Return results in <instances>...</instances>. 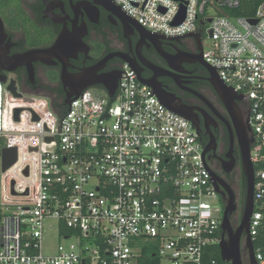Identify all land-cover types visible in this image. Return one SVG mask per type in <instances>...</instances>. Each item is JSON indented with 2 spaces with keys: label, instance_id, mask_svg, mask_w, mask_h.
Instances as JSON below:
<instances>
[{
  "label": "built area",
  "instance_id": "2783aa9c",
  "mask_svg": "<svg viewBox=\"0 0 264 264\" xmlns=\"http://www.w3.org/2000/svg\"><path fill=\"white\" fill-rule=\"evenodd\" d=\"M110 1L158 35L201 30L209 40L203 60L248 103L249 235L255 263L264 264V0ZM120 72L113 97L88 88L61 115L45 97L14 98L0 82V166L2 149L17 152L0 172V264H147L146 250L157 264H222L214 248L223 208L195 127L162 106L127 63ZM54 226L72 242L47 256L41 240ZM246 242L241 264H253Z\"/></svg>",
  "mask_w": 264,
  "mask_h": 264
},
{
  "label": "flooded vegetation",
  "instance_id": "af4514ba",
  "mask_svg": "<svg viewBox=\"0 0 264 264\" xmlns=\"http://www.w3.org/2000/svg\"><path fill=\"white\" fill-rule=\"evenodd\" d=\"M0 18L11 42L0 56V82L15 93L43 96L51 106L64 104L69 89L107 80L113 71L120 72L123 59L137 76L165 90L208 145L205 163L219 182L218 200L224 209L233 196L230 222L233 231L238 228L246 193L242 148L253 142L249 105L239 95L221 97L212 87L201 58V30L194 33L199 37L152 36L128 26L102 0H0ZM60 39L54 56L31 63V74L30 67L16 64L19 56L47 50ZM246 235L242 232L241 239Z\"/></svg>",
  "mask_w": 264,
  "mask_h": 264
},
{
  "label": "water",
  "instance_id": "95a60500",
  "mask_svg": "<svg viewBox=\"0 0 264 264\" xmlns=\"http://www.w3.org/2000/svg\"><path fill=\"white\" fill-rule=\"evenodd\" d=\"M104 4L108 5L112 11L115 13L121 14L125 19L126 23L128 26H137L140 28L142 31L152 35V36H157L158 34H155L153 32H149L142 28L139 23H137L133 18L128 16L124 11L120 9V7L116 6L113 4L110 0H102ZM184 19V9L181 10L180 14L177 16L176 20L173 22V25H178L180 24ZM210 22V20L208 21ZM254 23V21H252ZM163 36V35H160ZM186 36H193V37H199L198 34L194 33H187L184 35L180 36H174V37H167L171 39H179L182 37ZM165 37V36H164ZM6 42V43H5ZM11 46L10 40L7 41V35L4 31V25L3 22L0 18V56L5 55V53L9 50ZM62 46V39H60L57 43L54 44L53 47L47 49V50H31L27 52L26 54L19 56L17 59H15L17 65H26L29 68V72L31 74L32 62H36L38 60L41 61V58L47 56H54L58 49ZM203 56L201 55V58ZM1 60V58H0ZM124 63H127L130 68L133 70L137 80L145 85L148 86L150 89H152L153 93L152 95H155L159 101V103L164 106L166 109L170 110L171 112L185 118L188 120L192 125V121L190 120L189 117L182 111L181 108H179L178 105H176L175 101L172 99V97L169 96V94L163 90V89H158L156 88L152 83L149 81L143 80L140 78V76H137L133 67L130 65L128 61L123 59ZM43 62V61H41ZM204 66L205 68L209 71L210 73V82L214 90L222 97L224 94H231V95H236V92L233 88L227 87L223 84V81L219 78L217 75L215 69L211 67L209 64H207L204 60ZM47 63V62H46ZM222 69V68H219ZM227 69H234L233 68H227ZM124 72H119V71H113L107 80H98L94 83H88L84 84L76 89H69L68 92L65 93L64 97V104L65 106H69V113H70V104L72 101L76 100L81 93L88 89L91 88L92 86L95 85H100L108 94L109 97H113L114 94L116 93L117 90V85H118V80L120 77V74ZM64 79V75L62 76ZM65 82V79L63 80ZM7 90L12 94L14 98H22L21 94L15 93L14 90L11 88V86L7 87ZM243 97L242 95H239ZM82 97V95H81ZM244 98V97H243ZM229 107V106H228ZM20 113V109H16L14 111L15 115V120H18V114ZM62 123V121H61ZM194 126V125H193ZM195 127V126H194ZM61 129V128H60ZM197 133V132H196ZM47 142H50L51 139L47 138ZM208 150V145L203 147V151L201 153V161L203 163V166L205 168V171L208 173L210 176V181L213 184V188L218 193V186L219 182L214 174L210 172V170L207 168V165L205 162V154ZM249 151L250 147H243L242 148V162H243V171L244 175L246 178V193H245V207L243 211V215L240 221V224L238 228L233 231L231 222H230V215L235 209L234 205V200L233 196L231 195L229 200L224 206V209L222 211V219H221V224H220V229H221V241L219 242V250H220V257L221 260L228 263V264H241L240 260V241H241V235L242 232L246 233V246L249 249V258H250V263L256 264L253 256V246L250 240V235L248 232L249 228V222L250 218L253 212V206H254V200H253V185H254V172H253V167L249 158ZM17 158V152L15 148H4L1 151V166H0V172L5 173L9 168L13 166V164L16 162ZM26 174V172H25ZM13 187V183H12Z\"/></svg>",
  "mask_w": 264,
  "mask_h": 264
},
{
  "label": "rangeland",
  "instance_id": "374dc122",
  "mask_svg": "<svg viewBox=\"0 0 264 264\" xmlns=\"http://www.w3.org/2000/svg\"><path fill=\"white\" fill-rule=\"evenodd\" d=\"M209 43V40L206 41V44ZM91 93L98 95V94H103V90L99 88H90L89 89ZM40 95H34V94H25L24 97H31V98H38ZM5 197V196H4ZM216 206H221L220 202H216ZM55 224V223H53ZM68 244L69 242H64L62 239L59 237L58 231L56 226H54L52 229H47L43 232L42 240H41V250L44 255L50 256L54 255L56 252V248L60 243Z\"/></svg>",
  "mask_w": 264,
  "mask_h": 264
},
{
  "label": "trees",
  "instance_id": "16d2710c",
  "mask_svg": "<svg viewBox=\"0 0 264 264\" xmlns=\"http://www.w3.org/2000/svg\"><path fill=\"white\" fill-rule=\"evenodd\" d=\"M246 1L247 0H244L243 3L246 2ZM237 14L238 15H248L249 12L248 11H245V12L244 11L243 12L242 11H237ZM51 108L54 110V112L57 115H61L67 110V107L63 103H59L58 105L51 106ZM143 257L146 260L147 264H157V262H158L157 260L153 259V253L148 251V250L144 251ZM214 257L219 263L228 264V263H223L222 262L221 257H220V250H219V247H217V246L214 248Z\"/></svg>",
  "mask_w": 264,
  "mask_h": 264
}]
</instances>
